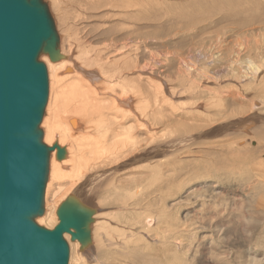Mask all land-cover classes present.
I'll list each match as a JSON object with an SVG mask.
<instances>
[{"label":"rangeland","instance_id":"obj_1","mask_svg":"<svg viewBox=\"0 0 264 264\" xmlns=\"http://www.w3.org/2000/svg\"><path fill=\"white\" fill-rule=\"evenodd\" d=\"M43 1L60 39L59 47L68 30L71 36L84 39L88 36L83 29L86 25H99L87 20L82 9L102 0ZM152 1L166 4L169 20H181L184 26L181 36L167 27L164 48L162 40L150 48L156 54V72L160 67L157 52L168 53L164 71L173 87L177 66L182 65L183 95L177 90L180 95L177 93L172 102L184 110L182 124L186 127L179 140L175 125H171V139L166 142L170 150L156 158L171 159L176 152H183L186 175L178 193H152L150 208L134 210L128 200L133 193H118L120 197L116 193H73L99 215L98 228L90 230L95 247L104 248L98 250V255L105 257L99 260L109 262L113 256L118 264H264V144L252 134L264 127V0L258 9L250 8L246 0L231 1V5L229 0ZM171 109L173 124L177 114L170 113ZM242 120L247 128L240 126ZM238 122L240 128H234ZM228 147L234 152L232 157L226 155ZM140 194L133 199L140 201ZM118 251L123 253L121 257ZM92 252L95 254V249ZM78 254L83 258L80 251Z\"/></svg>","mask_w":264,"mask_h":264},{"label":"bare ground","instance_id":"obj_2","mask_svg":"<svg viewBox=\"0 0 264 264\" xmlns=\"http://www.w3.org/2000/svg\"><path fill=\"white\" fill-rule=\"evenodd\" d=\"M229 1L228 4L231 5V1L241 0ZM246 2L250 8H259L262 5L260 0ZM53 4L56 6L55 1ZM165 5L163 2L152 0H102L96 5H90L88 9H82L87 20L99 22V25H86L83 28L87 30L88 36L84 39L74 37V34L71 36L70 29L69 35L64 32L68 37L61 47L60 39L58 41L57 60L50 61L48 54H40L39 58L47 70L48 82L47 101L39 124L42 141L48 147L56 143L65 152L61 159L56 158L55 149L49 153L44 212L36 218V223L40 226L53 228L58 223V206L67 197L73 196V193L79 196L85 193H104L106 196L113 193H133V197L142 193L139 196L140 201L139 198L128 199L135 210L150 208L153 205L152 193L180 191L186 175L181 159L183 152H176L171 159L156 158L164 157V153L170 150V145L166 142L171 139H168L171 125H175L179 140L186 127L182 124L184 110L177 108L172 102L180 91V94L184 91L181 62L177 66L173 87L164 71L169 64L168 53L164 50L157 52L160 67L156 72L154 67L157 60L153 49L150 48L152 43H159L161 40V48H164L167 27L177 35L181 36L183 33L181 20H169L168 6ZM170 108H175L171 109L170 113L176 111L177 114V122L173 124L170 123ZM194 126L190 128L191 131ZM247 126L246 124L243 127ZM252 134L254 139H259L258 141L264 144L263 126ZM179 143L172 146L176 148ZM233 153L228 147L226 155L232 157ZM109 200L110 198L106 202L111 203ZM121 202L124 206L123 200ZM87 208L94 212L90 230H96L99 215H96V209ZM64 239L67 243L70 241L68 247L71 255L68 264H82V261L90 264L119 263L113 260V256H109V262L99 260L102 256L98 255V250L100 247L103 250L104 248L100 246L97 249L98 244L95 247L91 232V240L83 248L77 240L71 241L69 234H65ZM94 249L95 254L92 252ZM79 251L83 258L79 256ZM119 254L121 257L123 253ZM139 254L137 252L138 258ZM141 259L145 261L144 258ZM146 260H149V257Z\"/></svg>","mask_w":264,"mask_h":264},{"label":"water","instance_id":"obj_3","mask_svg":"<svg viewBox=\"0 0 264 264\" xmlns=\"http://www.w3.org/2000/svg\"><path fill=\"white\" fill-rule=\"evenodd\" d=\"M58 41L43 0H0V264H68L64 235L82 248L90 242L93 211L74 196L60 203L52 229L36 223L49 153L65 154L56 143L46 146L39 128L48 96L39 56L57 60Z\"/></svg>","mask_w":264,"mask_h":264}]
</instances>
